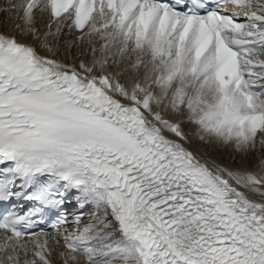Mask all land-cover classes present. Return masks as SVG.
Here are the masks:
<instances>
[{
  "label": "snow or ice",
  "instance_id": "1",
  "mask_svg": "<svg viewBox=\"0 0 264 264\" xmlns=\"http://www.w3.org/2000/svg\"><path fill=\"white\" fill-rule=\"evenodd\" d=\"M0 11L48 53L0 33V264H53L61 243L64 264H264V157L203 160L182 128L264 148V0Z\"/></svg>",
  "mask_w": 264,
  "mask_h": 264
},
{
  "label": "bare ground",
  "instance_id": "2",
  "mask_svg": "<svg viewBox=\"0 0 264 264\" xmlns=\"http://www.w3.org/2000/svg\"><path fill=\"white\" fill-rule=\"evenodd\" d=\"M6 3H7V0H0V7L5 6ZM8 16H9V13L0 11V32L1 33H6L8 35L14 34L20 41L27 43V44H33L38 53L42 55H48V53H46L40 47L39 39L33 38L31 34H28V35L22 34L20 29H23L25 25L21 21H19L18 19H9ZM46 22H47L46 15L42 16L39 12H37L36 13V24L34 26L37 28L38 33L41 35L43 34V32L47 31L46 26H45ZM17 23L20 24V29H16L14 27ZM53 30H55V25H53ZM64 33L65 34L60 37L61 42L67 39H72L75 35H77V33L69 34L68 29H64ZM73 51L75 52V49ZM63 54L64 52L62 48L59 58H63ZM84 59H88V57H84ZM182 128L184 132L188 134V143L185 144V147L189 148L191 151H193L198 157H200L203 160L215 159L218 162L224 161L220 159V157L217 156L218 154V151H216L217 145L205 144L197 138V136L194 134V126L189 125V124H183ZM220 146L223 148L226 147L225 149H227V146L225 145H220ZM212 150L213 152L211 153ZM221 151L222 150H220V152ZM260 151L261 153L258 152L259 157L257 158V160L252 158L250 162L249 160L244 158V162L241 163L238 159L235 162L234 160L231 161L229 165L233 167H238V168L242 167V168H248L250 170H254V166L258 163L259 159L264 157V148H260ZM233 152L236 153L235 151ZM252 154L253 153H250L249 156ZM229 157L231 158L232 156H229ZM51 246L54 248L53 254L51 256L53 264H64V259L59 256V253L66 252L67 250H65L61 245L57 246L55 244H52ZM69 264H73V262L69 261ZM76 264H83L82 258L79 261H77Z\"/></svg>",
  "mask_w": 264,
  "mask_h": 264
},
{
  "label": "rangeland",
  "instance_id": "3",
  "mask_svg": "<svg viewBox=\"0 0 264 264\" xmlns=\"http://www.w3.org/2000/svg\"><path fill=\"white\" fill-rule=\"evenodd\" d=\"M226 147H221L220 145H217V149H216V151H218V154H217V156L218 157H220V159H222V160H224V161H222L223 163H227V164H230L231 163V161H233L234 160V162L235 161H237L238 159H239V161L242 163V162H244V158H246L247 160H249L250 162H251V160H252V158L253 159H256L257 160V158L259 157V153H261V151H260V149L257 151V152H255V154H254V152H252L253 154L252 155H250L249 156V154L247 155V156H244V155H242V154H239V153H234L233 151V147L232 146H227V149H225ZM220 150H222L221 152H220ZM213 152V150L211 151V153ZM259 152V153H258ZM229 156H232L231 158L229 157ZM236 157V158H235ZM254 157H256V158H254Z\"/></svg>",
  "mask_w": 264,
  "mask_h": 264
}]
</instances>
